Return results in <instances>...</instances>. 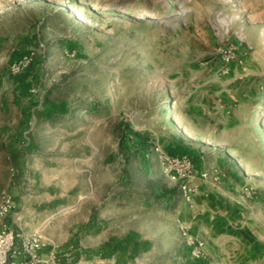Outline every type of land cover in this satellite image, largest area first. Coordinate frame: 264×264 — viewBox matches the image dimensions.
<instances>
[{
    "label": "rangeland",
    "instance_id": "obj_1",
    "mask_svg": "<svg viewBox=\"0 0 264 264\" xmlns=\"http://www.w3.org/2000/svg\"><path fill=\"white\" fill-rule=\"evenodd\" d=\"M4 197L64 264H264V0H0Z\"/></svg>",
    "mask_w": 264,
    "mask_h": 264
},
{
    "label": "crops",
    "instance_id": "obj_2",
    "mask_svg": "<svg viewBox=\"0 0 264 264\" xmlns=\"http://www.w3.org/2000/svg\"><path fill=\"white\" fill-rule=\"evenodd\" d=\"M35 169V176L37 177V181L41 180V183L38 184L39 189H46L49 187V183L50 182L48 179L44 178L45 174H47L49 168H47L46 166H41V167H37L34 168ZM151 175L150 178H156V175H153L152 173H150ZM39 176V178H38ZM43 180H46V182ZM54 180V179H53ZM155 180V179H152ZM157 189H155V191H153V195L152 197L156 198V193ZM155 198H151L149 200H144L142 203H138V206H135L136 202L134 201H122V203L120 202V200H114V201H110L108 202L106 209L104 210V212H102V216L104 217V223L105 225L109 222H116L117 220L122 219L123 217H127V218H131V216L135 215V213L137 212L135 210L136 207H139L138 209V214L140 215H148V216H161V215H165L166 213V208L168 206V204L165 205V207L163 206V209H158V204L156 203ZM33 199H35L37 201V197H33ZM35 201V202H36ZM37 203V202H36ZM120 204H123L124 206L121 207ZM170 204V201H169ZM162 207V206H160ZM128 219H125V221H127ZM98 224L96 226V224H90L89 226V230L85 233L84 238H85V243L87 246L84 245V248H89L87 250H95L98 257H101L102 253H108L111 254L114 250V246L115 244H113L112 242H109V239L111 238H126L128 236H131V234L129 232H123V233H119L116 234L115 232H113L112 230H104L101 229V224ZM103 227H105L104 225H102ZM87 239V240H86ZM45 243L47 244V246H53L54 252L56 253H61L58 249V247H56L55 245H53L51 242H48V240L44 239ZM105 241L108 242V244H105ZM50 248V247H49ZM77 250H75L76 252ZM79 253H83L81 248L80 250H78Z\"/></svg>",
    "mask_w": 264,
    "mask_h": 264
},
{
    "label": "built area",
    "instance_id": "obj_3",
    "mask_svg": "<svg viewBox=\"0 0 264 264\" xmlns=\"http://www.w3.org/2000/svg\"><path fill=\"white\" fill-rule=\"evenodd\" d=\"M172 180L177 181L178 176ZM13 208L11 197H4L0 205V264H64L60 254L50 249L40 235H25L6 222Z\"/></svg>",
    "mask_w": 264,
    "mask_h": 264
}]
</instances>
